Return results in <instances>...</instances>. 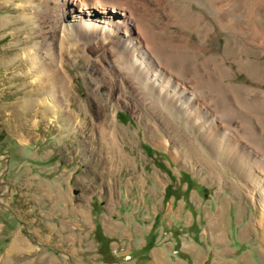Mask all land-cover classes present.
Listing matches in <instances>:
<instances>
[{
    "label": "rangeland",
    "instance_id": "obj_1",
    "mask_svg": "<svg viewBox=\"0 0 264 264\" xmlns=\"http://www.w3.org/2000/svg\"><path fill=\"white\" fill-rule=\"evenodd\" d=\"M186 2L208 18V37L177 21L164 32L190 38L198 64L222 58L238 38L226 81L248 96L242 134L264 139V0H245L258 26L246 14L244 36L222 29L194 0L168 3ZM46 5L0 0V264H264L263 189L249 165L202 136L211 138L209 125L164 112L156 137L148 117L156 110L114 107L129 94L118 87L112 97L82 58L63 60L70 90L58 106L46 102L60 90L52 74L32 67L57 54ZM226 132L222 142L231 144Z\"/></svg>",
    "mask_w": 264,
    "mask_h": 264
},
{
    "label": "bare ground",
    "instance_id": "obj_2",
    "mask_svg": "<svg viewBox=\"0 0 264 264\" xmlns=\"http://www.w3.org/2000/svg\"><path fill=\"white\" fill-rule=\"evenodd\" d=\"M42 1L47 4L46 17L51 20L50 40L55 44L57 54L52 55L53 57L46 54V66L42 67L39 59L32 67L41 69V74H52L60 89L59 95L53 93L46 102L58 106L61 103L59 98L69 89H64V80L69 79V76L63 71V60L67 58L79 61L82 58L88 74L96 72L95 80L108 84L112 97L122 93L129 94L127 97H117L113 101L114 107H150L156 110L153 116L148 115L157 130L156 137L161 134L159 129L161 131L163 127L158 117L165 114L171 117L186 115L188 121L198 123L200 129L209 125L211 138V134H207L205 130L202 136L215 141L219 150L229 153L236 163L249 165L254 170L252 175L258 189H263L264 192V153L258 150V141L264 139H259L256 133L247 136L242 134L245 116L241 111V103L248 96L245 97L241 86L227 84L226 81L231 75V69L226 65L225 59L230 53L234 54L239 50L238 38L228 42L222 58L211 56L198 64L197 56L189 46L190 38L178 39L164 32L170 22L177 21L178 26L197 28L196 31L200 30L197 31L198 34L206 33L208 37L210 22L203 13L193 14L191 3L186 2V6L177 8V5L168 3L169 0ZM194 1L222 29L228 30L229 25L235 33L238 31L239 35H245L246 14L251 15L247 16L255 20L254 24L258 26V16L253 14L256 10L246 13L248 9L244 4L245 0H222V4L230 2L233 6L230 11L225 12L219 6L220 0ZM162 37L167 39L162 40ZM50 44L47 45L51 49L49 54L53 52ZM55 62L60 66H56ZM239 62L237 64L241 69L245 64L242 66ZM118 87L121 92L116 95L115 89ZM70 117L74 120V116ZM223 121L229 124L228 128ZM227 129L231 131V144L222 142L228 138ZM244 139L254 142L258 151L244 143Z\"/></svg>",
    "mask_w": 264,
    "mask_h": 264
}]
</instances>
